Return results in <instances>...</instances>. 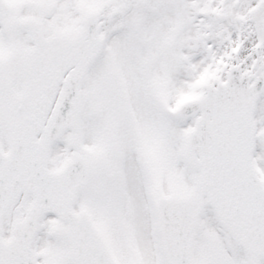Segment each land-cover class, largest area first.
Here are the masks:
<instances>
[{"label": "snow or ice", "instance_id": "1", "mask_svg": "<svg viewBox=\"0 0 264 264\" xmlns=\"http://www.w3.org/2000/svg\"><path fill=\"white\" fill-rule=\"evenodd\" d=\"M0 264H264V0H0Z\"/></svg>", "mask_w": 264, "mask_h": 264}]
</instances>
